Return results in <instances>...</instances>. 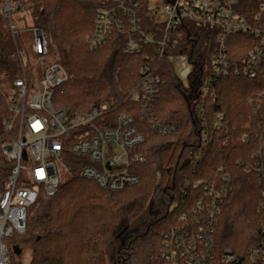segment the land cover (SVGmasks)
Returning <instances> with one entry per match:
<instances>
[{"label":"trees","instance_id":"obj_1","mask_svg":"<svg viewBox=\"0 0 264 264\" xmlns=\"http://www.w3.org/2000/svg\"><path fill=\"white\" fill-rule=\"evenodd\" d=\"M107 1L12 0L21 12L19 18L30 20L27 27L45 32L52 54L69 72L68 81L54 92L58 107L75 111L108 102L114 104L113 115L125 112L135 117L145 137L136 152L147 157L135 165L141 180L122 191L102 189L80 176L78 157L68 153L72 177L55 195L40 196L29 211L27 231L11 240L30 250V260H22L23 251L19 256L13 252L12 263L172 264L167 235L183 223L181 211L193 206L223 167L231 176L228 193L214 232L213 258L202 264H227L222 256L229 249L237 256L236 264H264V183L245 165L258 148L253 136L264 131L263 109L252 103L264 88V77L230 73L216 82L215 94L199 101L200 77L185 81L169 65L153 112L158 119L177 122L181 129L176 134L158 133L147 111L131 97L141 78L144 57L126 53L118 37L103 48H88L87 36L94 30L97 8ZM139 1L147 9L149 0ZM239 10L252 25L264 28L261 0H240ZM8 22L0 14V84L20 75ZM218 34V30L202 29L188 38L191 42L186 50L197 71L206 63L210 68ZM258 42L255 36H227L229 57L242 64ZM8 113L0 94V195L12 168L1 150L8 136L3 125ZM220 116L221 124L215 125ZM203 121L208 139L203 135ZM246 133L251 138L243 141Z\"/></svg>","mask_w":264,"mask_h":264},{"label":"built area","instance_id":"obj_2","mask_svg":"<svg viewBox=\"0 0 264 264\" xmlns=\"http://www.w3.org/2000/svg\"><path fill=\"white\" fill-rule=\"evenodd\" d=\"M239 2L162 0L155 6L149 4L144 10L139 0H109L97 8L94 30L87 37L88 48H103L118 37L126 53L143 56L142 74L132 91V101L147 111L146 117L154 131L176 134L181 129L180 124L158 119L153 112L158 104L164 71L174 65V59L178 60L177 68L174 67L181 79L188 81L194 75L200 77L197 83L199 101H204L207 94H215L216 82L230 73H245L255 79L264 77V28L252 25L241 15ZM261 3L264 8V0ZM17 9L12 0H1L0 14L9 20L20 75L12 80L11 93L0 86V94L9 110L3 119L8 136L1 150L12 163L0 195V264H13L14 243L11 240L27 231L29 211L40 196L51 197L59 191L61 166L72 174L68 153L78 157L82 165L79 174L83 179L114 192L138 184L141 177L135 165L147 160L136 152L145 137L133 115L125 112L113 115L114 104L108 102L75 111L55 104L54 92L68 81L69 72L57 56L54 62L44 66L41 78L32 67L28 71L21 45L24 29L18 24L21 19L16 17L21 12ZM26 29L33 31L34 53L41 58L51 55L45 32L38 27ZM202 29L218 30L219 34L210 57V68L206 63L202 71H197L196 62L186 48L191 42L188 38ZM232 34L259 38L242 64L229 57L226 38ZM205 71H209L206 77ZM252 103L258 110L263 109L260 113L264 122V88ZM222 118L220 116L215 125H220ZM203 125L204 138L208 139L206 121ZM253 137L258 141V148L246 160V170L258 175L264 183V131L256 132ZM250 138L246 133L243 141ZM184 178L188 181L187 175ZM230 179V173L219 167L216 176L205 185L204 192L195 198L193 206L181 211L183 223L167 235V255L172 264H202L213 258L214 232ZM262 194L264 196V189ZM222 259L227 264L237 262L232 249L226 251Z\"/></svg>","mask_w":264,"mask_h":264},{"label":"rangeland","instance_id":"obj_3","mask_svg":"<svg viewBox=\"0 0 264 264\" xmlns=\"http://www.w3.org/2000/svg\"><path fill=\"white\" fill-rule=\"evenodd\" d=\"M162 2V0H149L150 6L158 5ZM19 15H16V17ZM20 27L24 29L21 32V45L23 50L25 51V63L26 67L29 71V68L32 67L33 70H36L39 74V78H41L42 73L44 72V66L51 64L55 61L56 56L54 54L49 55L48 57L41 58L40 56L36 55L32 49L34 43V34L32 30H28L27 25H30V20L22 19L18 22ZM88 37V36H87ZM44 62V64H43ZM178 60L174 59V65L177 68ZM1 88L7 92L11 93V89L13 87L12 80H5L3 83L0 84ZM60 175L62 178V183L68 181L72 174L68 173L63 167L60 168ZM30 250L28 248H24L23 250V261L28 262L30 260Z\"/></svg>","mask_w":264,"mask_h":264},{"label":"water","instance_id":"obj_4","mask_svg":"<svg viewBox=\"0 0 264 264\" xmlns=\"http://www.w3.org/2000/svg\"><path fill=\"white\" fill-rule=\"evenodd\" d=\"M13 251L16 256H19L22 253L23 249L19 245H14Z\"/></svg>","mask_w":264,"mask_h":264}]
</instances>
